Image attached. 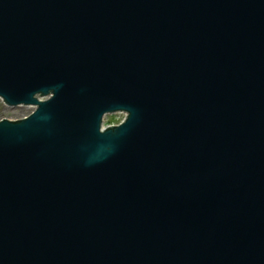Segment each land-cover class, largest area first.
I'll list each match as a JSON object with an SVG mask.
<instances>
[{"label":"water","instance_id":"obj_1","mask_svg":"<svg viewBox=\"0 0 264 264\" xmlns=\"http://www.w3.org/2000/svg\"><path fill=\"white\" fill-rule=\"evenodd\" d=\"M0 98V264H264V0H0Z\"/></svg>","mask_w":264,"mask_h":264},{"label":"rangeland","instance_id":"obj_2","mask_svg":"<svg viewBox=\"0 0 264 264\" xmlns=\"http://www.w3.org/2000/svg\"><path fill=\"white\" fill-rule=\"evenodd\" d=\"M32 111L30 106L19 105L16 107H9L5 105L0 99V119H19L28 115ZM122 113L106 114L103 117V124L110 125L115 124L123 119Z\"/></svg>","mask_w":264,"mask_h":264}]
</instances>
